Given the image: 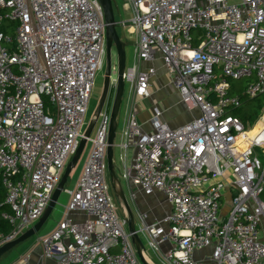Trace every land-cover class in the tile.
I'll return each mask as SVG.
<instances>
[{
  "label": "built area",
  "instance_id": "1",
  "mask_svg": "<svg viewBox=\"0 0 264 264\" xmlns=\"http://www.w3.org/2000/svg\"><path fill=\"white\" fill-rule=\"evenodd\" d=\"M127 1L132 17L118 26L138 34L123 73L131 96L148 95L159 59L196 112L171 127L157 109L148 131L129 102L114 145L119 179L133 196L161 193L170 209L166 227L142 212L138 228L151 248L169 244L165 264H201L194 252L209 247L212 264H264V0ZM105 26L98 0H0V185L10 225L0 246L42 216L78 147ZM116 68L115 59L74 189H63V218L39 239L53 264H141L108 177ZM255 97L260 117L245 124L232 111Z\"/></svg>",
  "mask_w": 264,
  "mask_h": 264
},
{
  "label": "crops",
  "instance_id": "2",
  "mask_svg": "<svg viewBox=\"0 0 264 264\" xmlns=\"http://www.w3.org/2000/svg\"><path fill=\"white\" fill-rule=\"evenodd\" d=\"M129 5L128 1L125 0L124 5ZM130 7V5H129ZM121 8V7H120ZM116 9L118 16L115 18L120 21L123 19L119 15V5L114 0V10ZM123 31V37L121 39L125 42L127 34L130 36H135L132 43L136 45L138 34L134 27L126 26L120 27ZM135 50V48H134ZM135 58L133 60V63ZM151 62L143 63V67L150 66ZM156 67V75L151 80V83L148 87V95L144 97L139 96H131L130 93V86L128 84L127 91L122 98L123 108L121 113V126L120 130L124 125L125 118H126V109L128 104L131 100H133L134 107L136 110V117L138 122L142 125L145 130L150 131L152 129V119L156 115V110L161 111L160 119L167 123L171 127L182 125L195 115V111H189L185 105L182 103L180 96L176 90V88L172 85L169 80V76L165 67L163 66L162 62L158 59L154 63ZM132 66V65H131ZM129 66V67H131ZM119 118H117V126H118ZM118 152V150H116ZM128 161L131 159L132 151L128 150ZM117 168V167H116ZM118 169V168H117ZM116 173V172H115ZM80 174V173H79ZM117 178L119 179V169ZM122 188L125 186L129 194L131 196L132 203H129L132 213L134 215V221L136 225H141L139 221V213H146L148 215L147 222L158 221L162 223L164 227H166V223L164 219L169 214V206L164 201V198L161 193L154 192L150 195H143L140 192L135 193L132 195L134 187L121 181L119 179ZM139 194V195H138ZM67 201L69 199V195L66 193ZM128 202H130L128 200ZM54 210V209H53ZM64 208L62 206L61 211H52L48 219L42 225V227L37 232V237L35 240L25 239L24 241L20 242L9 251L4 253L0 257V264H53L54 260L51 257L45 256L43 252L42 245L40 243V237L50 233L59 221L62 220L64 215ZM121 213L124 215L123 211ZM71 216L78 220L84 217V215L72 213ZM35 223V222H34ZM32 223L30 226H32ZM29 226V227H30ZM28 227V228H29ZM127 230V224L124 226ZM142 243L144 245L142 249V254L145 260L150 264H165L166 260L164 259V252L169 248V244L161 245V248L155 250L150 247L147 235L144 233V238H142ZM135 249V247H134ZM136 251V250H135ZM211 254V247L207 249H199L195 250L194 257L201 263V264H212L210 260ZM154 257V258H152Z\"/></svg>",
  "mask_w": 264,
  "mask_h": 264
},
{
  "label": "water",
  "instance_id": "3",
  "mask_svg": "<svg viewBox=\"0 0 264 264\" xmlns=\"http://www.w3.org/2000/svg\"><path fill=\"white\" fill-rule=\"evenodd\" d=\"M104 14V20H105V71H104V79H103V87L102 92L100 95V98L98 100L97 106L94 111V115H97L103 105V102L105 100L110 75L112 71V57H111V51L112 47L115 48L116 51V76H117V86H116V92L113 99V105H112V111H111V118H110V124L108 129V136H107V168H108V177L109 182L111 185V189L114 195V198L116 199L118 204H122V206L125 209L126 214V223H127V230L128 234L130 235L131 241L135 247L137 257L141 264H150L148 263L143 254L142 249L144 247L142 243V238H144L143 230L138 228L134 221V215L132 213V210L130 208L129 202L127 200V197L124 193V190L122 188V185L117 178V175L115 173V164L113 162L114 157V145H115V137L117 133V116L120 109V105L122 103V98L124 94L125 89V83L123 80V73L126 69V55H125V43L121 39L119 33H118V20L115 18L114 14V0H98ZM95 124V118L93 117L84 133L81 139L79 140L78 147L76 148L74 154L71 156L70 160L67 162L66 167L64 169V172L58 181L56 187L54 188L50 200L42 214V216L29 228H27L22 234H20L17 238L14 240L8 241L0 246V257L9 251L11 248L16 246L18 243L24 241L25 239L31 237L32 235H35L39 229L42 227V225L45 223V221L50 216L51 212L53 211L55 205L57 204L58 198L60 194L63 192L64 185L68 179V176L72 169L76 166L80 155L85 147V144L87 142V138L90 136L91 131Z\"/></svg>",
  "mask_w": 264,
  "mask_h": 264
},
{
  "label": "rangeland",
  "instance_id": "4",
  "mask_svg": "<svg viewBox=\"0 0 264 264\" xmlns=\"http://www.w3.org/2000/svg\"><path fill=\"white\" fill-rule=\"evenodd\" d=\"M116 2L118 3L119 9H120L119 15L123 19H126V20L130 19L132 17V11H131L129 5H127V4L124 5L125 0H116ZM114 14H115V17L118 16L116 9L114 10ZM117 30H118L120 37H123L124 36L123 31L121 30L120 26H118ZM133 39H135L134 35L130 36V34H127V37H126L125 42H124L125 43V55H126V61H125L126 68H129V66L133 65V60L135 58V54H134L135 44L132 43ZM111 57H112V66H113L115 64V59H116V51H115L114 47H112ZM104 71H105V56H104V60H103L101 68L99 70H97L95 73L93 87H92V90L90 93V97H89L88 104H87V110H86V113L84 116V124L85 125L82 128L84 131H85L89 121L93 118L95 108H96L98 100L100 98V95L102 92V87H103ZM112 75L116 76V73L114 72V73H112ZM241 83H244V80H241ZM127 87H128V84H125V90L127 89ZM126 91H125V93H126ZM111 98H112V92L109 95V103H111ZM122 108H123V104L120 105V109H119L118 116H117V118H119V122H118L117 130H116L117 133H116V137H115V142L119 141V132H120V126H121V113H120V111H122ZM259 117H260V115L258 116V118ZM258 118H257V120H258ZM95 131H96V124L94 125L90 136H94ZM88 148H89V142L87 141L76 166L72 169V171L70 172V174L68 176V179L64 185L65 189H69V190L74 189L75 182L79 176V173H80L82 166H83V163L85 161V157H86ZM113 150H114V157L116 158V155L118 153V152H116L117 148L114 147ZM257 152L259 153V150H257ZM260 155H262L260 157L261 161L264 162V154H260ZM117 168L115 166L116 175L118 174V169H119V168L118 169ZM123 190H124V193L127 197V200L130 201L129 203L133 204L128 189L124 186ZM65 194L66 193L64 191L60 194L58 201H57V204L55 205L53 211H61L62 206H63V208H65V204L67 201V196ZM112 194H113V192H112ZM226 201L227 202L229 201V197L227 195H226ZM224 211H225V209H222V212H224ZM37 234L38 233H36L35 235H32L31 237H29L27 239L35 240V238L37 237ZM152 258H154V257H152ZM158 264H161V263H158Z\"/></svg>",
  "mask_w": 264,
  "mask_h": 264
},
{
  "label": "trees",
  "instance_id": "5",
  "mask_svg": "<svg viewBox=\"0 0 264 264\" xmlns=\"http://www.w3.org/2000/svg\"><path fill=\"white\" fill-rule=\"evenodd\" d=\"M261 97L245 99L244 105L232 111L233 115L240 117L245 123L252 124L260 115L261 112ZM9 212V207L5 203V192L0 185V233L7 234L10 231V225L3 217L4 213Z\"/></svg>",
  "mask_w": 264,
  "mask_h": 264
},
{
  "label": "bare ground",
  "instance_id": "6",
  "mask_svg": "<svg viewBox=\"0 0 264 264\" xmlns=\"http://www.w3.org/2000/svg\"><path fill=\"white\" fill-rule=\"evenodd\" d=\"M259 126H260V123L259 124H257L250 132H249V134L250 135H253L254 133H256L257 132V130H258V128H259Z\"/></svg>",
  "mask_w": 264,
  "mask_h": 264
},
{
  "label": "flooded vegetation",
  "instance_id": "7",
  "mask_svg": "<svg viewBox=\"0 0 264 264\" xmlns=\"http://www.w3.org/2000/svg\"><path fill=\"white\" fill-rule=\"evenodd\" d=\"M124 95H125V89H124V94H123V98H124ZM113 159H114V157H113ZM114 162V161H113Z\"/></svg>",
  "mask_w": 264,
  "mask_h": 264
}]
</instances>
